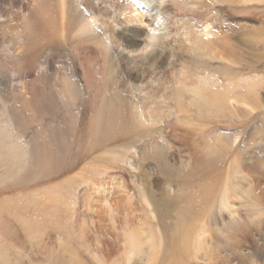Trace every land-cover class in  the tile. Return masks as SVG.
Listing matches in <instances>:
<instances>
[{
    "label": "rangeland",
    "instance_id": "374dc122",
    "mask_svg": "<svg viewBox=\"0 0 264 264\" xmlns=\"http://www.w3.org/2000/svg\"><path fill=\"white\" fill-rule=\"evenodd\" d=\"M35 1L0 0V131L4 144L12 148L9 155L0 154V264H264L254 256L246 258V253H241L244 259L228 262L217 255L209 257L197 244L203 233L213 248L230 250L243 236L245 249L253 251L254 237L264 225L260 220L264 202L257 206L247 196L255 174L264 173L262 162L252 160L264 157V1L164 0L158 22V32L164 36L160 45L154 47L157 41L139 31V53L123 51L130 57L137 54L135 70L122 58L116 38L109 42L115 70L106 68L107 56L98 51L102 43L92 40L96 44L84 46L69 41L89 17L87 12L96 13L91 6L99 10L117 0H71L67 15L60 11L63 1L55 0L60 4L62 44L39 51L46 42L45 26L39 22L42 16ZM140 7L136 9L142 12L145 8ZM107 14L96 17L112 22L116 32L118 22L136 24L128 21L126 9L117 18ZM100 23L97 20L96 31ZM129 26L151 29L145 23ZM228 35L235 44L233 58L203 53L195 42ZM146 40L153 44L145 46ZM151 49L159 58L148 57L143 66L144 57L138 56L153 55ZM112 74L124 79L134 95L130 101L140 111L134 112L136 124L125 128L135 127L139 133L121 144L95 145L100 105ZM197 77H215L219 85L214 91L226 97L222 105L216 103L217 108L208 112L192 105L193 91L204 93ZM164 80L173 90L182 88L180 99L165 98L169 88L154 89ZM211 88L209 84L207 94ZM246 89L258 92L250 99ZM35 90L43 98L41 105L39 99L31 103ZM21 109L22 116L14 114ZM219 136L230 143L221 170L218 166L214 172L222 181L210 202L183 204L179 195L199 192L198 183L203 185L211 167L201 166V154ZM153 139L166 146L160 148L164 164L147 155ZM188 174L196 186L184 185ZM233 184L245 189L234 190ZM185 206L191 213L179 222V210L185 211ZM138 240L142 242L130 257L131 244Z\"/></svg>",
    "mask_w": 264,
    "mask_h": 264
},
{
    "label": "bare ground",
    "instance_id": "6f19581e",
    "mask_svg": "<svg viewBox=\"0 0 264 264\" xmlns=\"http://www.w3.org/2000/svg\"><path fill=\"white\" fill-rule=\"evenodd\" d=\"M61 1H63V4H62V6L60 8L61 14L66 10V14L63 13V15H67L68 14V7H69V9L72 8L71 0H61ZM102 1H103V3L106 2V0H102ZM111 1H113V0H111ZM138 1H139L140 6H142V7L145 8L142 12H140L139 10H137L136 7H134L128 0H124L121 3L119 2V0H117V4H114V6L110 5V3H109V5L107 3H104L106 5L105 8H99V10L96 9V8H94L93 6H91V8H93L94 11H96V13H94V12H87V14H90V15H88L89 17L85 20V22H83L81 24V26L79 27V29L77 30V32L72 36V38H70L69 41L74 42V43H78L80 45L91 44L92 40H94L99 45L102 43V46L100 48H98V51L100 50V51L104 52V56L103 57H106L107 56V62H104V63H106V68H107V70H112V69L115 70L116 67L114 65H112L111 62H110V59L112 58V56L114 54L111 56L112 47L109 45V42H111V40L112 41L113 40L115 41V38H116V40H118L117 45H119V46L121 45L122 46V51H121L122 58H125L127 60L128 67H130L132 70H135L134 67L135 66H138V63H139V62L136 63L138 59H135L137 57V54H135L134 56L130 57L129 54H127V53L125 54L123 51L124 50H126V51L128 50L129 53L130 52H133V53H137L138 52V50L142 47V46H140V35H139L140 32L139 31H146V34L145 35L146 36H149L148 38L151 41H157L156 44H154V47H158L160 45V43H161V40L164 37V36H162V33L158 32L159 31V29H158V22H160V20L162 18V15H163L162 11H163V7H164V6L162 7L161 4H162V2L164 0H138ZM204 1L207 2L208 0H204ZM239 1H241V2L244 3V2H254V1H264V0H239ZM19 5H20V3H19ZM19 5H17V7ZM2 6H3V3H2ZM59 7H60V4L58 6L56 4V1L55 0H38L37 1V10H38V13L42 16V18L40 17V19H42V21H39V22L44 23V26L45 27H44L43 34L45 35V39H46V42L43 45H41V46L38 47V51L39 50H42L44 48L52 47V46L55 48L54 44H56V42H58V44H62V39H61L60 32H59L60 31L59 30V24H58L59 21H58V18H57V15L59 13ZM62 7H63V9H62ZM33 9H34V7H33ZM123 9H126V12H128V14H130V19L128 21L135 22L136 24H134V23H119L118 22V24L120 25V30L117 31V32H116L114 26H112V22H108L107 19H104V17L101 18V19H100V17H98V18L96 17L97 15H105L107 13H111L114 18H117V17H119V15H120L119 13H121ZM91 13H93L95 15H91ZM63 15H62V17H63ZM4 16H6V15H4ZM33 16H35V14ZM64 17H63V20H64ZM97 20H100V22H101L100 24L102 25L101 29L98 30V31H96ZM108 20H111V19H108ZM1 21L3 22V20H1ZM144 23L151 28L149 31H147L146 28H144V29H140L139 28L137 30V29H134L133 27H130L129 26V25L141 26ZM92 31H94V32H92ZM114 34L116 35V37H113ZM74 36H76L75 39H74ZM230 36L231 35L224 36V37L218 36V37H216V38H214L212 40H209V41L196 40L195 42L198 44V47H200L203 50V53H205L204 50H207L209 53H212L215 56L221 57V56H227V55H229L231 58H233V53L235 52V44L230 39L231 38ZM204 37L205 38H209V34L207 32H204ZM95 42H92V43L94 44ZM58 44H57V47H58ZM152 44L153 43H148L147 40H146L145 46H151ZM164 45L165 46H169L170 43L167 42V41H165L164 42ZM87 49H89V50H87V52L88 51L91 52V50H92V49L90 50V47L87 48ZM152 51L153 50L151 49L150 52L153 53ZM34 52H36V49L33 51V53ZM30 53H32V52H30ZM117 53H118V51H117ZM86 54H88V53H86ZM144 54H146V53H144ZM144 54H142L141 56H138V57H144V60L142 61V65L143 66H144L143 63L144 62H147L146 59L148 57L151 60H153L155 57L156 58H159L154 53H153V55H151L149 53L146 54V55H144ZM117 56L118 55H116V57ZM118 58L119 57H117V59ZM128 58H131V59L129 60ZM197 63H199V61H197ZM200 63H202L204 66L208 64L207 62H200ZM215 67L217 69V73L219 74L221 72V71L220 72L218 71V70H220L219 69V66H215ZM154 69L155 68H153V70ZM160 69H162V68H160ZM132 70H130V71H132ZM222 71L223 72H226V73H228V75H230V73L228 72V69L227 68L226 69L225 68L223 69V67H222ZM113 74H112V76H110V80L107 81L110 84L109 87L108 86L106 87L107 94L105 95V97H102V103L100 105V112H99L98 119H97V122H96L97 123L96 136L94 137V143H95V145L96 144H102V145L109 144L110 145V144H119V143L121 144L124 141H126L127 139H129V137L131 135H133L136 132V130H137V128H135V127H133V128H125V126H130L132 124H136L135 121H137V119L134 116V112H136V114H137L138 111H140L139 108L136 105L134 106L133 103H132V101H130V99L131 100H134V98H133L134 95H132L131 92H130V90H128L126 88V85H125L126 83H125L124 79H123V81H121V80L117 79L115 77V75L113 76ZM151 74H150V77H151ZM204 78L205 77H197V81H198L197 84H202V86L204 87V93L203 92H197V91L194 90L193 91L194 96H193V104L192 105H195L200 111L201 110H204V112H208L210 108H215V109L217 108V107L214 106L216 103H220V105H222L223 104V101H224V99L226 97H225V95L223 93H221V92H215L214 91V90L217 89L216 88L217 84L219 85V83H217V80L215 81V77H213V80H212V78L211 79H204ZM154 81L156 82L157 80H154ZM165 82H166V80H164V82L162 83L164 85H162L160 83H159L160 85L157 84V86L154 89L158 91V89H161V88H169L170 91H169V93L167 92L168 94H165L166 95L165 98L169 97L168 95H171V96L174 95L173 98H175L176 100L177 99H180L181 97L179 96V94H181V89L182 88H179V89L177 88V89L173 90L170 87V85H169L170 82L169 81L167 82L168 85H166ZM203 82L205 84L209 83V84L212 85L213 88L210 89L211 90L210 93L207 94V88L209 87V84L208 85H205V84H203ZM121 86L124 87V89L127 92H124V90L121 89ZM171 86H173V85H171ZM253 87L255 88L256 86H252V88ZM69 88L72 89L71 87H69ZM235 88L236 87H234L233 89H235ZM257 88H255V89H257ZM70 89H69V91H71ZM249 90L251 92L250 94H252V93L253 94H256L258 92L257 90L252 92L251 89H248L246 92H248ZM148 92H150V91H148ZM236 92H237V89H236ZM152 93H154V92H151V94ZM185 93L186 92H184V95H185ZM237 94H238V92H237ZM237 94H235V95H237ZM250 94L247 95L246 97H248V98L251 99L253 97V94H252V96H250ZM128 96H130V98ZM186 96H188V95H186ZM36 97H38V98H36ZM153 97H155V96H153ZM38 99H39V101H38ZM104 99H106V100H104ZM242 99L245 100L244 98H242ZM42 100H43V98L40 97L38 90H35V91H33L31 93V103L32 104H35V103H38L39 102V105H41V101ZM176 100H175V102H176ZM23 101H25V100H23ZM137 102H138V100H137ZM190 103L191 102H189L188 106L190 105ZM39 105L37 107H39ZM140 105H141V103H140ZM239 108H241V107H239ZM242 109H244V108H242ZM247 112H248L247 109H245L244 110V113H247ZM22 113H23V109L17 110L16 112L14 111V114L15 115L18 114L19 116H22ZM235 113H237V112H235ZM136 133H139V132H136ZM101 138H103V140ZM223 138H221L219 136L216 139H213L214 142H213L212 145H209V147L207 146V148H203V152L201 154L203 157H202V159L200 161L201 162V166H204V165L205 166H210L211 169L209 171H213V172L211 173L210 176H209V171H207L205 173V178H204L205 181H204L203 185L199 184L200 182L198 183V188H199L198 191L199 192H197V190H196L194 193H188V191H187V193H185L184 195L180 193L181 195H179V200H181V202H183V204L186 205L187 202L188 203L189 202H203L204 203V202H210L211 201V199H212V197L214 195L215 189L218 187V185L222 181V177L219 176L218 174H215L214 172H215V170H217V167L218 166H219V168L222 166V161L225 160L224 157L226 155L225 154L226 148L230 145L229 141H225L226 138L225 137H223ZM3 139H4V134L0 131V154L6 152V155L5 156H7V155H9L10 150L12 148L10 146H8V145H5L4 142H3ZM226 140H228V139H226ZM153 141H154V145L147 150V155L150 156V157H153L158 163L164 164L166 162L165 161V153L160 152V148L163 149L166 146H165V144L162 146L155 139H153ZM204 146H205V144H204ZM228 150H227V152H228ZM249 153H251V152H249ZM254 159L260 160L262 162L261 163L262 164L261 170L264 171V157L259 159L257 156H254L252 158V160H254ZM220 170H221V168H220ZM225 171H227V169H225ZM242 171L240 170V172H242ZM263 171H261V172H263ZM227 173H228V171H227ZM253 175L254 174H252V176ZM255 175H256V177H254V180H255L254 186L251 188L250 187L251 185L249 184L250 185L249 186L248 183L246 182L247 183V186H249L251 188L250 189L251 191L248 193V191H249L248 190L245 193H248L247 196L251 195L252 196V199H255L257 201V202H254V203H256V205L259 206L261 202H264V180L262 182V178H264V173L263 174H255ZM203 177H202L201 181L203 180ZM243 177H244V175H243ZM223 180H225V179H223ZM245 180L247 181V179L244 178V181ZM249 180H251V179L249 178ZM189 182H190V184H189ZM194 182H195V180H194ZM251 182H252V180H251ZM183 183H184V185H188V186H192V185L196 186L197 185V184L193 183L191 181V179L189 180V174H188V176L186 178L183 179ZM222 183H224V182H222ZM225 183H226V181H225ZM238 185L233 184L234 190H237L239 187H241V186H238ZM242 185H245V184H242ZM237 186H238V188H236ZM241 188H243V187H241ZM243 189H245V188H243ZM239 191H242V190H239ZM240 193L242 194V192H240ZM249 197H248V200H249ZM157 203L158 202H154L153 205L156 206ZM251 203H253V202H251ZM172 205H175V206H172ZM193 205H195V204H193ZM256 205H255V207L257 208ZM171 206L176 208V204H171ZM184 209H185V211L184 210H179L180 211V214H181V216L179 215V217H180V219H178L179 222L181 220V217H182V219L184 221H186L187 218H188V214L191 213L190 209L187 208L186 206L184 207ZM215 213H214V215H215ZM211 218H213V217H211ZM234 218H237V217L234 216ZM208 219H210V218H208ZM260 220L261 221H264L262 217H261ZM231 221L233 222V220H231ZM229 225H228V227H229ZM254 226L256 227L255 230L259 227V225H256V224ZM231 228H232V226H231ZM263 229H264V225H263L262 228L259 229L261 231L260 232L258 231L256 237H254V248H253V251H251L249 249L248 250L245 249L244 245L246 244V241L244 240L243 236H242V239H237L236 242H235V244L232 245V247L230 246L231 247L230 250L220 251L218 248L217 249L213 248V243L208 242V240H210V238L204 236L203 233L199 237L197 244H200V246H203V248H204V250H205V252L207 253L208 256L209 255H217L223 261H227L228 262L230 259L235 258V257L238 260H241L239 258L242 257V256H243V259H244V255H241V253H244V254L246 253L247 254L246 255L247 256L246 258L251 257V256L252 257L254 256L255 258L259 259V261L260 260L261 261H264V230ZM136 231H138V230H136ZM243 231L244 230L242 229V232ZM141 242H142L141 240L140 241L138 240V241H135L134 245L131 244V249H130L131 251H129V254H128V255H130V257L133 255V253H135L134 251L140 246ZM126 245L130 246L129 243L126 244ZM219 245H222V244H218V246ZM224 247H226V246H224ZM171 250H173V247H172ZM221 250H222V248H221ZM213 258L214 257H212V260H213ZM127 261H129V259ZM252 262L254 263V261H252Z\"/></svg>",
    "mask_w": 264,
    "mask_h": 264
}]
</instances>
